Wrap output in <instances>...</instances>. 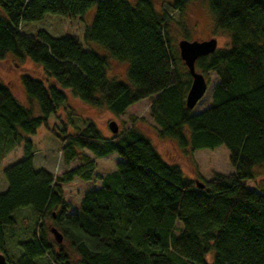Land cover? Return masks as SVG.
<instances>
[{"label":"trees","instance_id":"obj_1","mask_svg":"<svg viewBox=\"0 0 264 264\" xmlns=\"http://www.w3.org/2000/svg\"><path fill=\"white\" fill-rule=\"evenodd\" d=\"M156 1L165 7L157 9ZM188 1L0 0V59L7 53L29 58L49 80L20 76L25 93L37 103V115L0 82L1 145L17 144L41 124L47 128L68 88L82 102L117 116L147 99L160 137L191 153L222 144L232 167L226 174L212 171L200 188L179 166L166 163L136 126L106 137L86 120L74 133L50 129L61 143L63 161H81L53 175L34 169L26 139L22 157L2 170L7 187L0 193V252L8 264H37L44 253L52 264H70L63 244L55 251L49 243L45 217L78 256L77 264H264V189L246 185L254 178L252 167L264 166V0H206L215 33L227 36L224 47L194 62L197 71L217 78L209 105L198 112L185 105L191 76L166 26L167 10L180 13ZM92 2L96 9L83 40L100 44L107 55L84 48L75 36L22 30L23 23L46 13L81 15ZM110 60L125 63L127 81L107 76ZM83 149L95 157L116 153L120 160L101 176ZM93 177L101 185L84 192L79 209L68 210L62 185ZM22 207L38 218L19 242L20 254L11 257L4 233Z\"/></svg>","mask_w":264,"mask_h":264},{"label":"rangeland","instance_id":"obj_2","mask_svg":"<svg viewBox=\"0 0 264 264\" xmlns=\"http://www.w3.org/2000/svg\"><path fill=\"white\" fill-rule=\"evenodd\" d=\"M206 0H190L186 3L182 12L168 11L169 18L167 20V31L172 44L177 45L181 39L188 41L203 40L214 37L217 42V47L221 48L226 43V33L214 29V19L210 13ZM156 8L161 9L165 4L161 1H156ZM96 4H92L81 15L70 17L61 14L46 13L42 19L35 21H26L22 24L23 32L29 35H34L38 30L46 31L52 37L75 36L83 44L84 48L94 50L100 54L107 55V50L95 42H85L83 40V29L88 26L95 13ZM178 50V48H177ZM125 63L110 60V67L106 70L108 77H115L121 81H127L125 77ZM200 72V71H198ZM42 67L39 63H35L29 58H17L14 55L7 53L0 59V82L5 84L18 99V101L31 109L33 115L39 113V109L35 100H31L25 93L21 82V74H29L31 76L43 79L49 82L43 74ZM201 73V72H200ZM207 87L201 99L196 105L191 108L192 112H198L206 108L210 103V95L212 87L217 78L213 72L204 74ZM67 96L66 101L62 104L54 114H50L47 119V128L43 124L36 128L35 133L25 136L20 142L13 146H9L8 142L1 145L0 141V193L7 187V182L3 176V169L22 157L24 141L28 139L32 145V161L33 167L36 170H49L53 175H59L70 167L80 164L79 158H74L68 163H65L61 155V143L58 138L50 132L54 129L60 135L63 131L66 134L74 133L78 128L84 126L86 120H91L98 130L106 137L111 135L108 127L110 121H114L119 129L126 128L130 125L136 126L143 132L151 141L162 157L168 164L179 166L185 176L192 180L203 181L211 177L212 171H217L223 174L232 171V167L228 162V151L225 146L220 144L214 148H202L200 150L184 151L176 142L168 138H162L157 134V126L149 115L147 99L138 100L137 104L125 111L123 115H114L101 106L88 104L71 94L70 89H64ZM186 133L189 134L186 128ZM84 154L94 160L98 175L104 176L109 171L115 170L116 162L120 160L119 155L110 153L102 157H95L87 149H83ZM47 170V171H48ZM254 178L246 181V185L253 189H264V166L257 164L252 167ZM101 185L99 178L93 177L91 180H81L73 178L62 185L64 197L69 203L70 211L79 209L80 198L84 192L92 190ZM16 218L13 227L6 228L5 237L7 245V253L11 257H17L21 249L19 242L29 237L33 226L37 221V216L29 207H22L14 212ZM47 217L43 223L46 231V237L49 243H52L54 250H57L58 244L51 228H55ZM176 231L180 228L178 222L175 223ZM56 229V228H55ZM57 230V229H56ZM58 232V230H57ZM60 243L69 252L70 264H77L78 256L70 249L69 244L63 238ZM206 262L210 263L213 259L212 250L205 255ZM37 264H52L47 254H43L36 259Z\"/></svg>","mask_w":264,"mask_h":264},{"label":"water","instance_id":"obj_3","mask_svg":"<svg viewBox=\"0 0 264 264\" xmlns=\"http://www.w3.org/2000/svg\"><path fill=\"white\" fill-rule=\"evenodd\" d=\"M180 59L187 67L191 76V82L185 95V105L189 108H193L197 101L202 97L206 90V81L203 74L196 71L194 62L200 55H205L212 52L216 48V39L211 37L203 40L188 41L181 39L177 45ZM108 127L112 133L117 132V125L114 121H110ZM198 187H203V183L196 180ZM51 232L54 235V239L59 243L62 239L60 232H57L55 228H51ZM0 264H8L4 255L0 252Z\"/></svg>","mask_w":264,"mask_h":264},{"label":"crops","instance_id":"obj_4","mask_svg":"<svg viewBox=\"0 0 264 264\" xmlns=\"http://www.w3.org/2000/svg\"><path fill=\"white\" fill-rule=\"evenodd\" d=\"M103 135V134H102ZM198 150H200V149H198ZM194 151H196V150H194ZM44 169H45V167H44ZM48 170V169H47ZM49 171V170H48Z\"/></svg>","mask_w":264,"mask_h":264}]
</instances>
